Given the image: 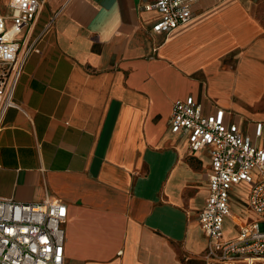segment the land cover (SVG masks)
<instances>
[{
	"label": "crops",
	"instance_id": "0c3cea01",
	"mask_svg": "<svg viewBox=\"0 0 264 264\" xmlns=\"http://www.w3.org/2000/svg\"><path fill=\"white\" fill-rule=\"evenodd\" d=\"M151 1L41 0L28 33L53 18L14 92L27 116L5 114L0 199L64 202L65 264H203L210 156L171 132L172 102L192 96L247 129L239 100L264 97L257 0H196L168 33L150 30ZM244 187L233 186L230 205L249 220L248 191L235 195ZM223 231L237 234L230 218Z\"/></svg>",
	"mask_w": 264,
	"mask_h": 264
},
{
	"label": "built area",
	"instance_id": "2783aa9c",
	"mask_svg": "<svg viewBox=\"0 0 264 264\" xmlns=\"http://www.w3.org/2000/svg\"><path fill=\"white\" fill-rule=\"evenodd\" d=\"M196 0H152L146 10L159 14L150 27L153 33H168L193 17ZM9 14L0 13V132L5 114L13 108L27 116L26 108L14 98L27 57L39 52V39L52 28L53 18L34 39L28 33L41 0H8ZM170 130L184 135L191 151L207 149L210 156L208 195L198 214L207 238L203 264H264V124L256 121L248 129L225 120L217 108L203 112L192 96L172 102ZM249 185L245 204L255 218L233 215L234 185ZM66 205L45 196L35 203L0 199V264H65L64 223ZM230 218L237 234L224 236V221Z\"/></svg>",
	"mask_w": 264,
	"mask_h": 264
},
{
	"label": "rangeland",
	"instance_id": "374dc122",
	"mask_svg": "<svg viewBox=\"0 0 264 264\" xmlns=\"http://www.w3.org/2000/svg\"><path fill=\"white\" fill-rule=\"evenodd\" d=\"M251 11L252 15L258 18L261 24L264 26V0H257L256 5L252 6ZM239 99L240 98H238V100ZM239 102L242 108L240 110L241 124H243L249 131L253 123L256 121H261L264 124V97L262 94H260V97H258L257 101L254 99H240ZM242 189L235 190V195L237 198H239L240 195L246 194L249 188L244 187V189ZM236 211L238 212V209Z\"/></svg>",
	"mask_w": 264,
	"mask_h": 264
}]
</instances>
